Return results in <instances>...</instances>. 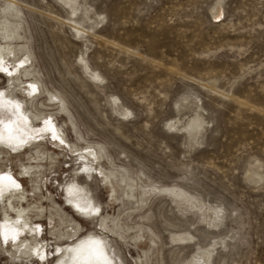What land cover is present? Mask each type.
Returning <instances> with one entry per match:
<instances>
[{
    "label": "rangeland",
    "instance_id": "374dc122",
    "mask_svg": "<svg viewBox=\"0 0 264 264\" xmlns=\"http://www.w3.org/2000/svg\"><path fill=\"white\" fill-rule=\"evenodd\" d=\"M72 5L0 0V64L27 61L15 80L0 71V106L16 116L21 140L0 139L14 158L1 154L0 166L24 175L18 162L44 157V206L60 211L57 203L79 223L77 236L101 240L115 264H264V0ZM8 42L14 51L4 54ZM26 82L41 91L34 103ZM51 115L71 146L114 177L115 198L99 176L79 179L101 208L94 223L63 201L84 161L51 152L53 135L38 123ZM35 224L52 264L50 231L61 223ZM3 247L0 234V264H39L13 261Z\"/></svg>",
    "mask_w": 264,
    "mask_h": 264
},
{
    "label": "bare ground",
    "instance_id": "6f19581e",
    "mask_svg": "<svg viewBox=\"0 0 264 264\" xmlns=\"http://www.w3.org/2000/svg\"><path fill=\"white\" fill-rule=\"evenodd\" d=\"M64 1L68 8L71 9L73 6L72 4L75 0ZM13 37L14 36H8L9 41H11ZM10 44L8 42L6 46L4 45L5 47L1 48L3 53L6 49L9 51V53H13L15 44L13 45V47ZM18 62L20 63L14 66L13 69L8 68L5 64L1 63L0 68L6 69V71H1V73L7 75V77H9L11 80H15L16 77L22 72V70H20L21 66L25 65V62L27 63V61L22 60H18ZM97 78L99 79L100 77L97 76ZM17 79L18 81L20 80L19 78ZM22 86L25 90V98L30 99V102L32 101L34 103L36 98L39 97L41 94L38 85L26 82ZM2 98L5 97H3L2 95L0 96V100ZM27 120L29 121V125L34 126V124L30 122V117H27ZM46 121H48V123H46ZM17 122L18 121L16 119V116H14L8 110L2 109L0 106V139L3 140V138L7 136L10 142L21 143V140L18 139L20 137V126H18ZM38 123L42 124L44 126V130L47 133H50V135L52 134V129H54L56 135L59 137V139L52 140L53 149H55L53 151L51 150V152H53L55 156H57L58 154L55 152L56 148L63 149L64 151L70 153V155H73L76 159H80V162L84 161L81 162L83 163L81 166L73 170V178H75L76 180L74 182H71L70 179L68 183L65 182V184L63 185V201L67 205L66 207H69L70 209L74 210L80 218L82 217L81 219L90 220L91 223H94L96 219L101 218V208L96 205L93 201L88 199L90 193L87 190L88 185L84 184L83 182H80L79 179L81 176L86 178H91L92 176L96 175L99 176L105 186H108L111 189V196L115 198L117 195L116 186L115 183L111 181V179H113L114 177L98 170L97 166L95 165V163L97 162V157L93 152H84L85 150L77 151L75 149L76 146H71L63 138V134L61 133L56 124V119L52 115L43 118ZM29 136L30 138H33L32 134H29ZM40 137L44 138L45 134H41ZM60 140H63L64 143H60ZM31 148L34 149L35 147ZM1 154L4 155L3 157L6 158L5 162H9L10 160L14 159L13 157H11L9 151L6 150V148H0V156ZM18 156L20 158L21 155ZM34 156L33 160L29 162V166H26L24 163H22V160L18 162L19 165L22 167V171L25 172L24 175H16L12 168L7 167L8 165L5 168L0 166V176H3V179H0V215L3 218V221L0 223V228L2 231L0 234L2 235L4 241L3 250L4 253H6V257L10 258L13 261L23 260L25 262L36 261L39 264L48 263L49 249L46 245L41 243L40 230L42 229H39V225H36L35 223L44 222L46 224L48 221H50V223L52 224L55 218H57L62 225L56 224L51 228L50 232L51 235L55 236V242L53 243L56 244V246L54 249L55 251H57L59 256L52 264H87L85 257L91 253L93 248L96 247V244L94 243L96 241L100 242L101 251L103 252L104 257L107 259L109 264H115L112 257L110 256V253L106 250L101 240L94 236L83 238H79V236H77L78 233L75 232L74 229L76 227L79 228V223H72L74 221H72L71 219H64V215L66 216L67 214L62 211L61 207L57 203L53 202L54 205L57 206V208L64 213V215H61L60 211L55 209L53 206H44L43 199L46 197V194L43 192L42 186L45 184V188L46 190H48L47 182H44L47 181L48 178H44V176H46L47 174L45 175L43 170L48 168L44 166L48 163V161L46 160L47 162H45L44 157H42L40 154H37V157ZM51 156L52 157L50 159L52 163L56 157L54 158L53 155ZM8 177H11V180H9ZM23 179H26L28 181L30 185L29 187L24 186V184L22 183ZM12 181H15V183H12ZM117 186L120 189L121 186L119 184H117ZM48 208H50L49 211ZM31 223L35 225L31 226ZM71 224H73L74 227H71ZM61 227H63L64 231H58ZM27 235L29 236L27 238L33 239L36 245H30V243L26 241V238H24V236L26 237ZM13 236L15 237L14 239ZM67 242L71 243H68L64 247H61V245L63 246V244ZM139 243L145 244L146 238L142 236V238L139 239ZM41 257H43V259H41ZM196 260L197 261L195 264H206V260Z\"/></svg>",
    "mask_w": 264,
    "mask_h": 264
},
{
    "label": "snow or ice",
    "instance_id": "6c2138e0",
    "mask_svg": "<svg viewBox=\"0 0 264 264\" xmlns=\"http://www.w3.org/2000/svg\"><path fill=\"white\" fill-rule=\"evenodd\" d=\"M0 71H6V69L0 68ZM2 95L3 94L0 93V96ZM46 123H48V121H46ZM52 135H53V139H59L54 129H52ZM60 143L63 144L64 141L60 140ZM0 179H3V176H0ZM8 179L11 180V177H8ZM12 183H15V181H12ZM14 238L15 237L13 236V239ZM94 243L96 244V247L92 249L91 253L88 256L85 257L87 264H109L107 259L104 257L103 252L101 251L100 242L96 241ZM41 259H43V257H41Z\"/></svg>",
    "mask_w": 264,
    "mask_h": 264
}]
</instances>
